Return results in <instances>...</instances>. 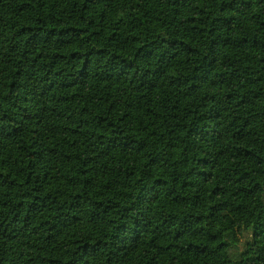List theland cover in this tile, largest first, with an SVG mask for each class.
<instances>
[{"label": "trees", "instance_id": "trees-1", "mask_svg": "<svg viewBox=\"0 0 264 264\" xmlns=\"http://www.w3.org/2000/svg\"><path fill=\"white\" fill-rule=\"evenodd\" d=\"M0 264H264V0H0Z\"/></svg>", "mask_w": 264, "mask_h": 264}]
</instances>
